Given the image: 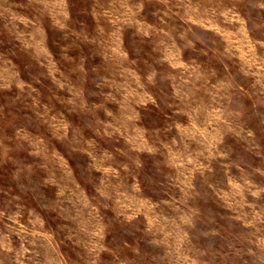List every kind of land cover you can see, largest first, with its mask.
Here are the masks:
<instances>
[{"label": "rangeland", "instance_id": "374dc122", "mask_svg": "<svg viewBox=\"0 0 264 264\" xmlns=\"http://www.w3.org/2000/svg\"><path fill=\"white\" fill-rule=\"evenodd\" d=\"M0 264H264V0H0Z\"/></svg>", "mask_w": 264, "mask_h": 264}]
</instances>
